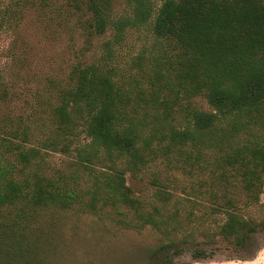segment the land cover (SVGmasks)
I'll return each instance as SVG.
<instances>
[{"label":"trees","instance_id":"16d2710c","mask_svg":"<svg viewBox=\"0 0 264 264\" xmlns=\"http://www.w3.org/2000/svg\"><path fill=\"white\" fill-rule=\"evenodd\" d=\"M34 17L57 29L74 21L89 44L111 37L98 60L78 57L23 113L0 118V264H33V235L75 222L149 230L150 264H175L185 248L213 258L220 244L255 259L264 0H0V35ZM5 72L7 107L17 95Z\"/></svg>","mask_w":264,"mask_h":264},{"label":"rangeland","instance_id":"374dc122","mask_svg":"<svg viewBox=\"0 0 264 264\" xmlns=\"http://www.w3.org/2000/svg\"><path fill=\"white\" fill-rule=\"evenodd\" d=\"M9 1L2 0V6ZM124 5L122 2L120 8ZM48 24L34 17L18 30L0 35V72L6 71L7 80L12 84L11 91L17 95L10 106H0V118L8 113H23L28 109L26 101L36 100V93L44 89L46 79L68 73L78 57L87 62L98 60L103 42L111 37V34L96 36L89 44L74 21L58 29L47 27ZM59 158L55 156L54 160L59 162ZM128 184L137 194L151 195L154 191L148 181L138 182L130 175ZM37 237L40 254L33 264H150L147 249L153 236L149 230L141 235L118 229L108 232L93 222H75L47 225L43 233L33 235V239ZM219 247L216 256L200 260L194 259L185 248L175 258V264H264V248L255 259L243 261L230 258L235 255L226 245Z\"/></svg>","mask_w":264,"mask_h":264}]
</instances>
